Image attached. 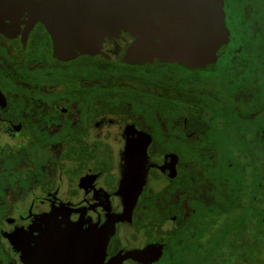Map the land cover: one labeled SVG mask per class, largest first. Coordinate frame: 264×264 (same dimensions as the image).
I'll list each match as a JSON object with an SVG mask.
<instances>
[{
    "label": "flooded vegetation",
    "instance_id": "af4514ba",
    "mask_svg": "<svg viewBox=\"0 0 264 264\" xmlns=\"http://www.w3.org/2000/svg\"><path fill=\"white\" fill-rule=\"evenodd\" d=\"M50 4L0 1V264H264V0L200 66L60 56Z\"/></svg>",
    "mask_w": 264,
    "mask_h": 264
},
{
    "label": "water",
    "instance_id": "95a60500",
    "mask_svg": "<svg viewBox=\"0 0 264 264\" xmlns=\"http://www.w3.org/2000/svg\"><path fill=\"white\" fill-rule=\"evenodd\" d=\"M49 9L44 23L63 57L92 52L104 34L125 30L135 38L127 61L156 57L200 66L214 61L227 40L223 0H51ZM135 198L126 200L120 219L130 216Z\"/></svg>",
    "mask_w": 264,
    "mask_h": 264
},
{
    "label": "rangeland",
    "instance_id": "374dc122",
    "mask_svg": "<svg viewBox=\"0 0 264 264\" xmlns=\"http://www.w3.org/2000/svg\"><path fill=\"white\" fill-rule=\"evenodd\" d=\"M207 231L203 230L201 231V236H202V239H205V236H207L208 234H206Z\"/></svg>",
    "mask_w": 264,
    "mask_h": 264
}]
</instances>
